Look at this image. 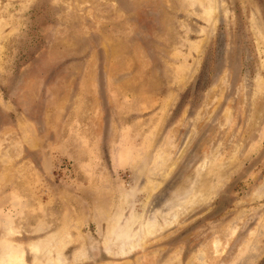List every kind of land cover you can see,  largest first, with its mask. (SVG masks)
Segmentation results:
<instances>
[{"label": "rangeland", "instance_id": "rangeland-1", "mask_svg": "<svg viewBox=\"0 0 264 264\" xmlns=\"http://www.w3.org/2000/svg\"><path fill=\"white\" fill-rule=\"evenodd\" d=\"M60 255L264 264V0H0V264Z\"/></svg>", "mask_w": 264, "mask_h": 264}, {"label": "bare ground", "instance_id": "bare-ground-1", "mask_svg": "<svg viewBox=\"0 0 264 264\" xmlns=\"http://www.w3.org/2000/svg\"><path fill=\"white\" fill-rule=\"evenodd\" d=\"M178 219V215H174V216H172L171 217V219L167 222V224H169V223H171V221H175V220H177ZM139 240L141 241V238L139 237ZM138 242V241H137ZM139 243V242H138ZM137 243H135V242H123V245L125 246V247H133V246H135ZM122 246V245H121ZM122 248V247H121ZM16 261H17V263L16 264H26L24 261H23V259L22 258H20V259H16ZM3 264H11L10 263V259H8L7 261H6V263H3ZM48 264H63V257L60 255V256H58L56 259H54L53 261H50Z\"/></svg>", "mask_w": 264, "mask_h": 264}]
</instances>
